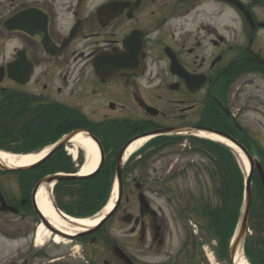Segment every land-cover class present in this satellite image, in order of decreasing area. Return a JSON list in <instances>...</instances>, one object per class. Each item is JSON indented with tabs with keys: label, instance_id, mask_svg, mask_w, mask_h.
<instances>
[{
	"label": "flooded vegetation",
	"instance_id": "1",
	"mask_svg": "<svg viewBox=\"0 0 264 264\" xmlns=\"http://www.w3.org/2000/svg\"><path fill=\"white\" fill-rule=\"evenodd\" d=\"M53 116L57 133L94 137L104 164H116L124 147L152 134L194 128L221 131L258 157L264 149V0H0V132L34 130ZM187 136H155L124 164L123 196L128 189L149 204L145 178L126 176L145 164L144 154L173 143L183 148ZM21 180L13 178L14 190H0V202L12 207L0 213L7 246L0 264H122L101 237L104 226L68 241L51 259L34 249L38 218ZM123 205L115 216H133L131 234L144 242L145 233L139 236L148 218L149 249L166 243L156 211L139 207L136 214ZM184 241L157 264H205L197 249L188 262ZM121 248L134 264H149Z\"/></svg>",
	"mask_w": 264,
	"mask_h": 264
},
{
	"label": "rangeland",
	"instance_id": "2",
	"mask_svg": "<svg viewBox=\"0 0 264 264\" xmlns=\"http://www.w3.org/2000/svg\"><path fill=\"white\" fill-rule=\"evenodd\" d=\"M49 107L50 106L46 105L43 110H46ZM37 126L38 128L34 129V132L33 130L30 132V130H27L26 128L22 130L16 129L11 133L0 132V143H5L7 145L13 144L14 147H19V145H24V140L27 142L29 136V139L33 140H35V137H38L36 138L37 142L34 147H39L40 143H45L44 145H46L47 140L55 138L58 134L55 131L58 127V123L54 116L49 123L40 122ZM19 135L22 137H19ZM262 137L264 139V135H262ZM186 139L188 144H190L191 138L188 137ZM192 148H194L193 145ZM67 149L68 152H70L73 147L68 145ZM78 157L79 159L81 158L82 160H85L84 152L80 148L78 149ZM207 157L208 156L203 152H194L192 149L188 148L182 149L181 147L172 144L168 147L160 149L153 155H149L144 165L136 168L133 166V170H130L129 175L127 174L128 176H126L129 178L132 174H134V176L139 175V177L145 178L144 180L151 189L148 192L150 206L156 211L158 217H161L160 219L163 220L165 225V244L157 245L153 242L152 250H150L148 245L152 243L151 241L153 236L147 228L148 218L145 219L147 227L145 225L146 228L140 231L139 238L143 237V232L145 233V241L141 242L138 240V236L131 234L133 225L122 222V214L119 213L104 226L103 240L107 241L111 247H113V243L116 242V244L120 247L127 248L131 251V255L136 256L135 260L137 259L141 262L149 264H157L158 262L166 259L168 254L180 249V240L185 236L183 247L186 243L185 249H187L189 253L188 262H192V254L195 252L194 250L197 249L199 261L203 259L205 264H224V262H219L215 255L214 248L216 246V242L212 240V237L209 234H206L204 229H201V227L198 226L197 228H194L193 224H190L188 221L191 219L193 222L204 225L205 221H207V217L203 214V205L210 204L211 207H215L217 205L215 201L216 189L222 184L223 178L217 173L215 163L218 165H220V163H218L217 160L213 162L209 157ZM51 159L47 160V163L49 162L48 165L53 162H50ZM77 170H79L78 167ZM38 172L39 171L36 170L31 172V174H18L19 178L24 179L21 180V183L23 184L21 188L22 190H26V192L30 191L31 187L29 186L28 181L31 185H33ZM159 178L161 180L162 187L158 188L156 181L159 180ZM1 180L4 181L3 179ZM5 182L7 191L16 189V187L12 185L13 178L10 179V176L6 177ZM126 183L129 185V188H131L132 185L130 186V181H127ZM28 186L30 187L29 190ZM67 189L68 197H63V202L68 203V201H70L71 204H76L77 199L73 194L77 193L81 187L78 185H68ZM154 190H164L167 194L164 196L155 195L153 194ZM81 193L83 194V192ZM69 194L72 196H69ZM123 204L124 205L122 207L124 208V206H126V210L128 212H134L137 214L139 204H137L136 196L134 197L128 189L124 191ZM123 214L125 215V213ZM246 234V240H249L251 237L253 240L255 238H260V240L264 239V234L255 235L252 229H249ZM232 236L233 234L229 237V240ZM136 242L138 245H136ZM69 244L70 242L67 241L57 244L52 238H48L44 248L48 255L55 256L57 253H63L66 250L65 247ZM3 245L5 246V244ZM37 247L39 248L40 246ZM131 248H137V252L135 250H131ZM77 253H81L80 250L74 252L75 255H77ZM195 262L196 261L193 260V263ZM199 263L200 262L197 261V264Z\"/></svg>",
	"mask_w": 264,
	"mask_h": 264
},
{
	"label": "trees",
	"instance_id": "3",
	"mask_svg": "<svg viewBox=\"0 0 264 264\" xmlns=\"http://www.w3.org/2000/svg\"><path fill=\"white\" fill-rule=\"evenodd\" d=\"M30 134V133H29ZM28 136V135H27ZM19 137H22L19 135ZM24 140V145L34 147L37 140ZM198 148L204 154L215 159L220 163L218 165L220 173L224 174L222 186L216 190L215 201L217 205L214 207L210 204L203 205L204 213L208 219L212 235L219 240L221 254L227 255V245L229 237L233 234L234 228L240 216L241 205L243 201V176L238 167L234 165L230 153L221 146L211 144L205 141H198ZM24 150L23 152H29ZM54 158V159H53ZM49 165L45 163L24 173L31 174L33 171H39L35 177H40L56 172L74 173L76 170L66 158L62 151H59L53 157ZM114 165L105 164L100 172L91 178L83 180H66L57 183L54 187V196L57 206L66 213L73 216H90L98 212L106 203L110 192ZM78 185L81 189L78 193L73 194L77 199L76 204L63 202V197L67 196V186ZM253 200L249 213L248 222L256 235L264 234V189L260 181L259 175L253 176ZM83 192V194L81 193ZM69 196H72L69 194ZM244 252L246 257L252 264H264V239L250 238L244 244Z\"/></svg>",
	"mask_w": 264,
	"mask_h": 264
},
{
	"label": "bare ground",
	"instance_id": "4",
	"mask_svg": "<svg viewBox=\"0 0 264 264\" xmlns=\"http://www.w3.org/2000/svg\"><path fill=\"white\" fill-rule=\"evenodd\" d=\"M201 138L212 139L220 143H226L222 138L216 137L212 134L205 133L203 131L196 134ZM146 140H140L132 143L126 151L125 159L132 155ZM73 149L70 150L71 153L76 154L77 150L80 148L85 151V161L81 166L78 175H89L93 173L99 163V151L96 144L88 138L85 134L79 133L72 138L71 142ZM47 150H43L39 153L26 154V155H16L12 153H6L0 151V162L10 167H23L29 166L37 162L41 157L46 154ZM243 171L246 173L248 171V163L245 158L240 154V152L235 151ZM116 183L112 189L111 197L104 209L97 215L91 218L83 219H73L69 216L63 218L62 215L56 211L52 203L51 186L43 183L38 189V193L35 197L36 205L40 213L49 221L50 225L57 230L64 231L69 235H74L78 232L85 231L87 228H91L101 220L102 216L108 211L116 197ZM51 228V227H50ZM47 228L44 224H40L36 231V242L37 246H43L48 238H52L55 243L66 242L67 237H61L57 233H53V228ZM211 260V259H210ZM233 264H249L242 255L241 249L239 248L235 254Z\"/></svg>",
	"mask_w": 264,
	"mask_h": 264
},
{
	"label": "water",
	"instance_id": "5",
	"mask_svg": "<svg viewBox=\"0 0 264 264\" xmlns=\"http://www.w3.org/2000/svg\"><path fill=\"white\" fill-rule=\"evenodd\" d=\"M211 133H215L218 134L220 136H224L225 138L230 139L228 136L224 135L223 133L217 132V131H213V130H208ZM74 135V133H71L66 139H64L61 143H59L50 153L49 155L44 159H48L50 156H52L56 151H58L64 144H66V142H68V140L70 139V137H72ZM231 142H234L232 139H230ZM235 145H237L244 153L245 155L248 157V160L250 162V174L249 177L246 180V196H245V201H244V207H243V212H242V216L238 225V229L236 231V236L233 240V244L232 246L229 248V256H230V260L232 261L234 258V255L236 253L237 248L242 245L243 243V238H244V232H245V228H246V222H247V217H248V213H249V209H250V203H251V177L253 174V170H254V164L253 162L249 159V154L247 153V151L240 145H238L237 143L234 142ZM101 155L102 152H101ZM103 157V156H102ZM101 157V159H102ZM102 163V161H101ZM101 166V165H100ZM257 168L259 169V173L262 177V172H261V168L260 165L258 163H256ZM0 168L3 170H10L7 167H4L2 165H0ZM23 169V168H22ZM100 169V167H99ZM98 169V170H99ZM121 165H120V159L118 160L117 163V170H116V178H117V183H118V201L115 203V208L108 214L105 216V219L102 221L101 224L105 223L106 221H108L112 215L115 213V211L118 208V205L120 203L121 197H122V193H121V189H122V183H121ZM62 179H65L64 176H60V175H53V176H49V177H45L43 179H41L37 185L35 186L34 192L35 190L38 188L39 185L46 183V184H50L52 182H58ZM143 204V203H142ZM6 208L8 207H2L0 208V210H6ZM130 219L128 217L123 218V221L127 222ZM43 222L45 223V225L50 228V226L48 225L47 222H45V220L43 219ZM51 229V228H50ZM96 230V228L94 229ZM92 230V231H94ZM53 231L56 232V230L53 229ZM60 235L65 236L62 233H59ZM113 253L115 254V256L123 263L125 264H132L131 260L117 247L114 248Z\"/></svg>",
	"mask_w": 264,
	"mask_h": 264
}]
</instances>
